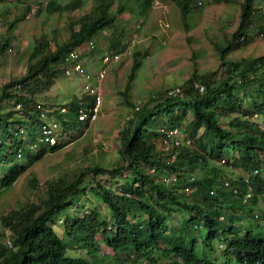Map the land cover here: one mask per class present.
<instances>
[{"label": "trees", "instance_id": "trees-1", "mask_svg": "<svg viewBox=\"0 0 264 264\" xmlns=\"http://www.w3.org/2000/svg\"><path fill=\"white\" fill-rule=\"evenodd\" d=\"M152 1L94 0L85 14L69 16L61 41L55 39L56 32L51 44L44 36L36 40L24 76L0 86V194L33 162L59 151L64 146L61 133L67 132L72 139L79 128L90 124L78 120V111L88 110L93 103L86 93L61 105L38 101L65 75L68 53L85 44L90 48L81 51L82 60L100 53L96 40L106 29L111 30L109 50L122 53L127 30L119 25V15L141 8L138 16L147 18ZM167 1L178 6L185 28L190 29L188 19L199 9L197 0ZM257 1L242 0L236 29L224 44H213L219 69L203 74L193 71L180 86V95L168 96V88L154 92L141 106L134 105L129 99L131 84L148 52L132 51L133 61L120 93L133 117L118 133L116 165L88 166L71 179L47 180L36 201L0 216V236L11 244L8 247L0 241V264H264V232L252 231L254 225L264 223V214L253 212L259 199L264 205V55L227 59L229 52L253 39L254 29L264 35V6H256ZM42 6L47 14L61 15L81 8L83 1L51 0L37 4L36 12ZM30 9L27 6L7 23V33ZM7 33L0 36V56L8 49ZM196 83L204 86L202 92ZM43 113L60 124L55 145L43 141V125L48 121ZM174 129L177 133L172 138L169 132ZM227 168H238L241 173L232 178ZM100 175L108 176V184L97 181ZM89 176L95 186L84 183ZM163 177H175V181L166 184ZM87 191L106 206L107 215L95 206L81 215L68 213L76 208L74 198ZM62 212L65 215L59 223L65 234L97 252L104 244L112 255L97 254L100 257L94 261L67 256L68 245L53 229ZM174 212L181 216L177 227Z\"/></svg>", "mask_w": 264, "mask_h": 264}, {"label": "rangeland", "instance_id": "rangeland-1", "mask_svg": "<svg viewBox=\"0 0 264 264\" xmlns=\"http://www.w3.org/2000/svg\"><path fill=\"white\" fill-rule=\"evenodd\" d=\"M49 1L51 0H6L0 2V36L7 33V23L20 16L27 6L31 8L29 15L6 35L10 36V42L8 49L0 56V86L11 79L24 76L27 58L36 40L40 41L44 36L51 44L53 32H56L55 39L61 41L66 37L64 30L71 20L69 16L85 14L94 5V0H82L83 6L70 13L47 14L45 6L41 7L40 12H36L37 4H47ZM56 1L64 2V0ZM241 1L197 0L199 9H194L188 19L190 29L185 28L178 6L167 0H153L145 15L147 18L138 16L141 13V8L132 13L125 12L119 15V25L127 30L124 36L126 49L122 53H117L119 54L118 62L108 66V75L100 84L103 115L94 123L89 124L87 128H79L77 133L73 134L72 139H69L67 132L61 133L60 140L64 146L59 151L46 154L42 159L33 162L11 187L2 191L0 194V216L10 209H17L36 201L39 196L43 195L42 188L47 180L71 179L77 172L88 166L98 164L106 168L115 166L119 159L118 133L129 122L124 117L132 114L120 93L124 89L126 77L133 61L132 51L147 50L148 52L143 55L141 68L137 71L129 92V99L133 104L141 106L156 91L180 87L193 71L203 74L219 69L220 59L213 44H224L236 29ZM257 3L264 6V0H260V2L258 0L255 3L256 6ZM117 6L116 2L112 10H115ZM110 34L111 30L106 29L97 37L96 42L100 53L97 52L91 57L90 69L93 71L97 70L98 58L102 54L114 52L109 50L108 36ZM251 34L253 39L229 52L228 60L234 61L244 57L264 55V35H257L256 29ZM88 48L90 45L86 46L85 44L79 50L84 52ZM83 58L84 61L89 57ZM75 76L78 75H63L58 78L54 86L45 91V99L41 96L38 97L39 103L43 105L44 102L46 104L56 102L61 105L72 97H80L85 93V87ZM67 80L76 85L69 86L67 89L65 84ZM112 90H114V94L111 93ZM48 94L53 95V100L48 98ZM186 124V122L183 123L185 129L187 128ZM225 171L232 178L241 173L238 168H227ZM97 179L102 184H108L107 175H100ZM84 183L95 186L91 176L85 179ZM74 201L76 208L68 211L70 215H81L83 211H89L90 206H95L107 215L106 206L89 191L85 195H77ZM254 206L257 210L253 212L263 216L264 205L260 199ZM64 215L65 212H62L56 216L53 229L68 245L65 252L67 256L94 261L101 255H112L113 252L104 244H101L100 251L97 252L92 250L91 246L81 247L82 241H76L73 235L65 234L64 225L59 223V219L63 220ZM172 216L173 223L177 227L181 216L177 212L172 213ZM1 230L0 226V232ZM252 231L264 232V223L259 226L254 225ZM7 239L0 236V241L5 244H7ZM7 246L11 247L8 244ZM214 246L217 248L218 245L214 243ZM200 249L198 246L199 251ZM97 254L100 256H95ZM106 261L108 262V257H106ZM128 264L133 263L128 262Z\"/></svg>", "mask_w": 264, "mask_h": 264}, {"label": "built area", "instance_id": "built-area-1", "mask_svg": "<svg viewBox=\"0 0 264 264\" xmlns=\"http://www.w3.org/2000/svg\"><path fill=\"white\" fill-rule=\"evenodd\" d=\"M260 36H263L261 33ZM81 50L77 49L74 51H71L66 56V63L67 68L65 70L66 76H72V75H78L84 78L85 80V90L84 92L88 94L89 96L93 97V103L86 110V108H82L78 111V120L85 122L88 121L90 124L94 123L100 116L101 112V106L103 104V97L100 91V84L105 79L107 73H108V66L111 63H116L119 60V54L117 53H104L103 56L100 59V65L98 69L95 72H89L86 70L83 60L80 58ZM196 88L200 92L203 91L204 86L200 83H196ZM181 94V88L176 86L174 88H171L167 91L168 96H177ZM39 107V106H38ZM139 106L135 107V110H138ZM65 108H61V112H64ZM42 117L44 120H46V115L43 113ZM133 117V114L126 115L124 119L126 121H129ZM48 119V118H47ZM60 124L53 119H48V121L43 125V141L48 145H55L58 140V133L60 131ZM177 133V129H174L173 131L169 132V136H174L172 138H175V135ZM175 143L178 144L179 141L176 139ZM186 144H190V140L185 141ZM224 163V160L221 161V164ZM153 171V170H152ZM255 174H257V170L254 171ZM248 179L249 177L246 176ZM245 178V182H248ZM163 182L168 184L171 181H175V177H163ZM225 187H230L228 182L224 183ZM248 190H250V187H248ZM185 192L189 191V187L184 188ZM234 192L236 190L234 189ZM211 194L214 193V191H210ZM250 196V193L246 194V198ZM244 198L246 201L247 199Z\"/></svg>", "mask_w": 264, "mask_h": 264}, {"label": "crops", "instance_id": "crops-1", "mask_svg": "<svg viewBox=\"0 0 264 264\" xmlns=\"http://www.w3.org/2000/svg\"><path fill=\"white\" fill-rule=\"evenodd\" d=\"M98 59H99V60H98V65H100V59H101V56H100ZM91 62H92V58H91V57L83 61L86 70L89 71V72H92V73H93V72H95L96 70L93 71V69H90V68H91V67H90V66H91V65H90ZM98 67H99V66H98ZM97 69H98V68H97ZM107 75H108V73H107ZM75 77H78V79H79V81L81 82V84L85 87V80H84V78L81 77V76H75ZM75 80H77V79H75ZM55 83H56V82H55ZM65 84H66V88H67V89H68L69 86H73V87H74V85H76V84L73 85L71 82L69 83V80H67V81L65 82ZM52 86H54V84H53ZM106 93H107V95H108V92H106ZM111 93L114 94V90H112ZM52 97H53V95L48 94V98H49L50 100H53ZM50 105H59V103H56V102H50ZM102 115H103V113H102V111H101L99 117H101Z\"/></svg>", "mask_w": 264, "mask_h": 264}, {"label": "clouds", "instance_id": "clouds-1", "mask_svg": "<svg viewBox=\"0 0 264 264\" xmlns=\"http://www.w3.org/2000/svg\"><path fill=\"white\" fill-rule=\"evenodd\" d=\"M153 2V1H152ZM151 2V3H152ZM87 45V44H86ZM89 45V44H88ZM244 202H246L245 200H244ZM7 244L9 245V246H11V244H10V242H9V240L7 241Z\"/></svg>", "mask_w": 264, "mask_h": 264}]
</instances>
